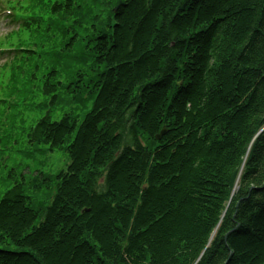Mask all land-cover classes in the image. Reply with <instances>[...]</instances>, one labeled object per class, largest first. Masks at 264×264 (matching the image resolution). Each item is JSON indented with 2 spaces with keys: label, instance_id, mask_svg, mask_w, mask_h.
<instances>
[{
  "label": "trees",
  "instance_id": "obj_1",
  "mask_svg": "<svg viewBox=\"0 0 264 264\" xmlns=\"http://www.w3.org/2000/svg\"><path fill=\"white\" fill-rule=\"evenodd\" d=\"M15 7L28 48L1 102L45 110L26 140L69 164L46 205L2 194L0 264H264V0Z\"/></svg>",
  "mask_w": 264,
  "mask_h": 264
},
{
  "label": "rangeland",
  "instance_id": "obj_2",
  "mask_svg": "<svg viewBox=\"0 0 264 264\" xmlns=\"http://www.w3.org/2000/svg\"><path fill=\"white\" fill-rule=\"evenodd\" d=\"M11 23L0 14V40L6 32L10 31ZM3 61H0L2 63ZM73 94L62 95L64 103L60 108L50 113L52 120L59 119L65 110H72L78 117H82L92 105V100L86 93L82 94L77 101H68ZM58 108V106L56 107ZM43 112L22 111L21 109H7L0 104V173L3 174L13 169L14 179L23 181L26 191L35 198L36 206L46 205L47 197L52 194L48 179L64 168L67 158L62 150L54 152H36L33 146L26 143L25 133L28 127L35 123ZM32 154V156H28ZM45 177L43 181L42 177ZM22 177L24 179H22ZM12 178L2 180L0 178V192L11 185ZM41 182L40 189L32 188V183ZM1 195V193H0Z\"/></svg>",
  "mask_w": 264,
  "mask_h": 264
}]
</instances>
